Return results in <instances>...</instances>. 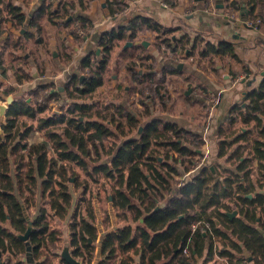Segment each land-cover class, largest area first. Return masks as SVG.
<instances>
[{"label": "trees", "instance_id": "trees-1", "mask_svg": "<svg viewBox=\"0 0 264 264\" xmlns=\"http://www.w3.org/2000/svg\"><path fill=\"white\" fill-rule=\"evenodd\" d=\"M76 3L86 7L83 0H58L55 7L42 0L27 18L20 5L0 0V37L6 32L0 42V72L4 73L6 53L11 58L13 49L42 35L45 16L50 20L59 16L73 32L77 23L87 36L91 21L69 13ZM247 4L250 16L262 21L264 0H247ZM105 5L114 15L124 12L127 2L105 0ZM228 6L235 8L237 1L230 0ZM8 22L22 30L17 41ZM141 29L153 32L157 52L179 58L192 55L199 40L186 33L176 36V28L151 16H134L101 33L97 41L101 55L90 52L82 58L77 72L65 79V95L51 82H38L26 95H12L13 87L1 91L0 99L7 101L11 95V101L0 114V264H29L27 256L30 264H71L63 257L65 229L68 252L83 264H93L98 247L96 264H206L214 256L220 264H264V76L230 107L225 116L229 134L221 138L225 129L218 128L215 158L222 160L197 164L205 142L201 133L159 117L141 124L123 105L99 106L92 98L104 83L113 45L134 39ZM209 54L236 57L233 43L226 40L216 45L204 42L199 55ZM120 55L127 60L131 87L136 90L135 82L141 83L161 100L162 82L167 73L178 72L177 63L170 59L158 77L154 56L145 53L142 44L125 47ZM137 58L152 59L145 64L146 72L135 70ZM21 77L15 71L16 80ZM54 101L58 107H53ZM237 120L245 128L231 130ZM32 131L43 139L29 142ZM80 172L83 177L75 186L82 191L74 201L65 181ZM181 173L189 176L180 179L175 194L163 202L173 175ZM37 188L40 202L31 215L28 207ZM109 207L117 221L114 229ZM125 211L142 225L133 231ZM67 218L64 227L60 223ZM28 220L31 230L22 240L18 235L24 233Z\"/></svg>", "mask_w": 264, "mask_h": 264}, {"label": "crops", "instance_id": "crops-1", "mask_svg": "<svg viewBox=\"0 0 264 264\" xmlns=\"http://www.w3.org/2000/svg\"><path fill=\"white\" fill-rule=\"evenodd\" d=\"M10 1L20 5L21 12L25 13L27 18L31 16L36 5L39 3V0ZM57 1L58 0H46V3L51 2V7H55ZM65 1L76 2L77 0ZM83 1L86 5L85 8H81L79 4L76 3L74 10L71 11L69 9L70 14L84 16L92 23L89 34L85 38H82L81 43L72 39V33L68 30L72 29L64 25L59 16L55 17L53 20L48 19L47 16L43 17L42 24L44 32L42 35H37L35 39H30L24 44V47L18 46L13 49L11 58H9L7 53L3 56L4 62L2 65H4L5 68L4 73L0 72V93L3 89L13 87L14 91L12 95H14V93H16V95H26L27 91L33 88L38 82H51L60 89L62 95L65 94L63 90L65 79L69 74L77 70L82 58L90 52L97 57L101 55V47L97 44L101 33L118 25L126 24L129 19L134 16H151L165 26L176 28L174 32L176 36H181L186 33L191 40L195 37L199 38L192 55H181L176 62L178 72L167 73L162 85L165 84L166 80L167 82L168 80L173 82V87L169 88V92L172 96H177V88L185 86V83H188L191 87L196 85L202 91L216 95L217 104L215 105L212 123H207L206 125H209L208 131H211L213 138L208 140L205 139V133L201 127L191 124L193 120L198 121V117L187 120L183 116H178L176 117L178 119L165 120L176 122L182 127L201 133L205 140L201 150L208 146L210 154L216 155L215 141H217V135H219L217 134L218 128L225 129V131L221 130L222 132L219 135L221 138L229 134L225 116L230 107L234 102L242 101L244 97L243 92L246 89L249 90L254 87L264 76V19L258 25L257 29H252L242 23L245 10H249L247 0H236L237 6L232 9L233 16L231 19L225 15V12L229 11L228 2L230 0H208L207 5L204 0H172L173 4L170 5L169 8L162 7L160 0H125L127 2L125 11L118 12L114 15L109 13L105 5V0ZM255 12L256 10L252 13ZM250 14L251 12L249 10L248 15L250 16ZM7 28L12 32L14 41H17L18 36L22 34V30L20 28H15L9 22L7 23ZM29 30L33 33V30ZM5 36L6 32L0 37V42L3 41ZM36 39L40 40V42H37ZM154 40L155 38L152 31L141 29L137 32L134 39H123L117 41L113 45L109 52L107 70L109 68L110 70L112 69V73L110 71L108 78L110 81H115V84L114 86L111 85L108 87L109 91L119 90L125 93L128 91L127 85L124 86L123 83H126L127 79L131 81V76L125 68L127 60L122 58L120 54L123 48L130 45L142 44L145 48V53H150L154 56L153 71L158 77L161 76V67L168 61L170 62V59L168 58L169 54L163 56L162 53L157 52L152 44ZM221 40L231 41L233 43L234 53L236 55L235 58L228 55H199L200 46L203 45L204 42H210L216 45ZM127 41H130V44H128ZM138 59L139 58L135 61L136 63L140 61L139 67L142 69H138L136 66L135 70L138 72H146L147 68L145 64L152 59ZM53 66L56 68L54 72L51 73ZM113 69H115L114 71L120 72L119 77L117 73L113 72ZM22 70L26 73L25 75L22 74ZM15 71H17L19 76H24L21 77V81L16 80ZM26 76L28 78H26ZM104 85L103 83L99 86L95 92L103 91ZM193 92V89L186 90V94H188L187 99L189 97L188 102H193L194 98H196ZM195 93H197V89ZM2 101L4 100L0 99V102ZM109 102L120 104L117 103L118 101L113 100H108V103ZM242 104H244V101ZM4 105L7 108V101ZM260 117L263 119L262 115H260ZM189 124L191 125L189 126ZM239 126L243 127V129L245 128V125H241L240 121L237 120L230 129L232 130L233 127ZM206 128L207 127H205V129ZM202 152L205 153V151ZM120 189L125 191V187H121ZM175 192V188L172 187L166 194L163 202H166ZM132 202L138 205L136 200H132ZM109 211L111 216V229H114L117 221L110 207ZM125 213L127 215V223L132 226L133 231L138 225H142V220H131L129 212L125 211ZM67 222L68 218L61 221L60 224L66 227ZM97 225L99 226V222ZM111 229H101L100 234L103 235L106 231L108 232ZM68 233L67 229L62 232L64 247L68 246ZM97 251L98 250H96L93 264H96L100 258L99 255V258L96 259ZM220 261L221 259L218 256H214V258L207 261L206 264H220ZM78 263L83 264L79 261ZM34 264H37V261Z\"/></svg>", "mask_w": 264, "mask_h": 264}, {"label": "rangeland", "instance_id": "rangeland-1", "mask_svg": "<svg viewBox=\"0 0 264 264\" xmlns=\"http://www.w3.org/2000/svg\"><path fill=\"white\" fill-rule=\"evenodd\" d=\"M226 17L231 19V17H229V16H226ZM242 23H243V21H242ZM68 30H69V32L71 31V33H72L71 34L72 39H75V41H77L78 43H81L82 38L74 35L75 31L73 32L70 29H68ZM143 38H145V37H143ZM162 54L164 56L166 54V52L164 51V52H162ZM169 59H171L174 63H176L179 60V57L174 56V59H172V58H169ZM151 62H152V60L150 62H147V63L149 64ZM139 66H140V61H137L138 69H142ZM55 68L56 67L53 66L51 73L54 72ZM114 70L115 69H113V72L117 73V76L119 77L120 72L114 71ZM110 71L112 73V69L110 70V68H109L107 70L106 74L104 75V84L105 85L103 87L104 88L103 91H96L92 96L93 99H97L96 101L98 102L99 106L104 105L106 103L108 104V100L118 101L117 103L122 104L126 109H128L129 111L134 113L139 118L141 124L144 123L145 121L149 120L150 118H153V117H159V118L169 119V120L174 119L178 116H181V117L183 116L187 120H190V119L192 120V118L198 117L199 120L198 121L193 120V122L191 121V124L192 125H198L199 127H201V129L205 133L204 134L205 139L208 140L210 138H213L211 131L210 132L208 131L209 125L208 126H206V125H207V123L208 124L212 123V117L214 116V113H215L214 112L215 106L211 107V104H212V101L215 100L216 95L209 94L206 91H202L196 85L191 87V86H189L188 83H185L186 84L185 86H180L177 88V93H178V94H176L177 96H172V94L169 92V88L173 87V82L171 80H168V82L166 80L165 84H163V88L161 90L162 91V99L161 100H159L158 96L155 94V92H153L152 89L144 87L143 85H141V83L135 82L136 83L135 84L136 90H134L131 87L132 82L128 79H127L126 83H123L124 86L127 85V87H128V91H127L128 95H127V93L121 92L119 90L109 91L108 87L111 85L114 86V84H115V81H110L108 78V76L110 75ZM75 72H77V70ZM78 74L86 75V72L80 71V72H78ZM166 83H167V85H166ZM188 89L194 90L193 93H194L196 98H194L193 102H188L189 97L187 99L188 94H186V90H188ZM196 89H197V93H195ZM145 93H147L149 96L143 97L142 95ZM151 93H153L152 96H151ZM63 95H65V94H63ZM14 96H18V95H16V93H14ZM177 97H178V100H177ZM192 97H190V98H192ZM142 100L144 102H142ZM0 103L6 104V101H2ZM109 103H113V102H109ZM58 104H59V102L57 103L54 101L53 107H58L57 106ZM147 107H148V112H146ZM176 119H178V118H176ZM2 122H3V120L0 123H2ZM191 124H189V126ZM183 125H185V124H183ZM139 127H141V126H139ZM205 127H207V128L205 129ZM133 133L135 136L138 135V133L135 131ZM42 139H43L42 136L36 131H32L28 137L29 142L39 141ZM215 146H216V144H215ZM202 151H205L206 153L205 154L203 153L202 158L196 157L198 159L197 164H201V161H203V162L207 161V163L211 164L215 160L216 161L222 160V158L217 160L215 158L216 157L215 155L210 154L208 146L203 148ZM11 161H12V158H11ZM180 167L181 166L179 165L178 168L181 170ZM76 170L79 171L78 169H76ZM173 176H174V178H173V182H172L171 187H175L178 184L180 179L184 180L186 177L189 176V174L188 173H181V174H174ZM82 177H83V173L80 172V175L78 177L75 178V177L71 176V178L69 180L65 181L67 183L68 188L73 193L74 201L76 200V197H78V195H80V193L82 191V188L80 186L79 187L75 186V183L79 182ZM39 202H40V198L38 195V188H37V192L34 195V199L32 201H30V204L28 207V212L31 215H32V213H34L37 210ZM72 208H73V206H72ZM72 208L70 210H72ZM27 216L29 219V215H27Z\"/></svg>", "mask_w": 264, "mask_h": 264}, {"label": "built area", "instance_id": "built-area-1", "mask_svg": "<svg viewBox=\"0 0 264 264\" xmlns=\"http://www.w3.org/2000/svg\"><path fill=\"white\" fill-rule=\"evenodd\" d=\"M160 4L164 8L170 7V4L168 2H166L165 0H160ZM228 8H229V11H226L225 15L231 17L233 15V11H232V8L230 6ZM243 23L252 29H257L258 25L261 23V20L258 17L253 18V17L247 15L245 17ZM73 29H74V31L78 37H80V38L86 37V31L84 29H81L80 27H78L77 23L75 24V27ZM168 57L174 59V55H172V54H169ZM86 74H87V72H86ZM216 104H217V99L215 98V100L212 101L211 107L215 106Z\"/></svg>", "mask_w": 264, "mask_h": 264}, {"label": "water", "instance_id": "water-1", "mask_svg": "<svg viewBox=\"0 0 264 264\" xmlns=\"http://www.w3.org/2000/svg\"><path fill=\"white\" fill-rule=\"evenodd\" d=\"M42 0H39V3L41 2ZM38 3V4H39ZM38 4L36 5V7L38 6ZM251 6H249V10H250ZM245 9V8H244ZM249 10H245V16L242 18V21H244L245 17L248 15V11ZM244 24V23H243ZM245 25V24H244ZM128 44H130V41H127ZM180 65V64H178ZM11 101V96H8L7 98V103H9ZM6 106L4 104H0V114H3L4 110H5ZM139 129H141V127H139ZM157 208V207H156ZM234 214V211L229 213L230 216H232ZM26 217L28 218V216L26 215ZM31 230V220H28V225H27V228L26 230L24 231L23 234H19L18 236L22 239V240H26L28 235H29V232ZM97 254H96V259L99 258V248L97 249ZM63 257L71 264H79L78 261L76 259H74L71 254L68 252V249L65 247V249L63 250ZM31 257L27 256V261L28 263L30 264L31 263Z\"/></svg>", "mask_w": 264, "mask_h": 264}]
</instances>
